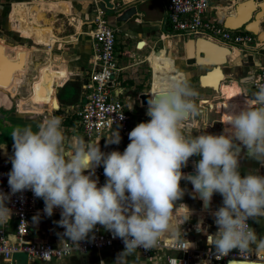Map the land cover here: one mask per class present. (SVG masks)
<instances>
[{
  "label": "clouds",
  "instance_id": "obj_1",
  "mask_svg": "<svg viewBox=\"0 0 264 264\" xmlns=\"http://www.w3.org/2000/svg\"><path fill=\"white\" fill-rule=\"evenodd\" d=\"M198 96L186 75L163 77L149 94L150 120L131 130L123 152H103L99 143L84 138L69 143L58 116L43 120L36 131L31 126L15 127L12 168L7 173L11 192L0 191V223L11 219L7 206L11 196L30 190L43 199L47 217L60 209L61 218L54 223L64 229L58 235L66 253L73 246L79 248L97 225L124 244L114 264H129L128 258L138 249L157 247L165 233L187 251L193 243L182 225L193 211L184 203L177 205L188 191L181 187L183 180L192 185V198L201 199L205 210L215 194L222 197L221 206L209 212L217 231L210 234L203 220L195 225L218 257L234 249L243 255L253 246L264 248V237H258L248 223L264 218V175H242L240 170L242 153L264 163V84L258 83L242 104L228 107L221 133L185 136L180 125L198 114ZM107 137L109 145L121 142L118 129ZM193 156L200 157L194 162L195 174L183 172ZM100 166L106 177L102 186L93 179ZM182 210L186 215H180ZM39 219L37 213L33 221Z\"/></svg>",
  "mask_w": 264,
  "mask_h": 264
},
{
  "label": "crops",
  "instance_id": "obj_2",
  "mask_svg": "<svg viewBox=\"0 0 264 264\" xmlns=\"http://www.w3.org/2000/svg\"><path fill=\"white\" fill-rule=\"evenodd\" d=\"M116 1L99 0L96 5L94 0H0V81L5 79V84L0 83V167L11 164L9 157L14 151L11 132L15 127L31 126L36 131L43 120L52 116L61 118L69 143L84 138L99 143L106 153L123 152L127 147L122 137L118 145L107 144V136L112 135L114 129L86 135L75 118V109L85 100L84 86L92 67V39L88 31L96 6L105 12L104 17L116 33L123 34L125 43L133 41L132 59L124 63L117 60L121 70L115 74L111 87L112 96L124 103L129 115H138L135 121L131 118L133 123L150 120L146 115L147 106L141 105L138 99L139 92L156 91L161 79L170 75H186L199 93L198 114L181 123V128L197 124L199 116L211 106L219 112L216 104L221 101L216 100L220 97L224 103L236 105L242 104L248 96L247 88L251 90L258 70L264 66V0H209L205 16L216 19L227 29L249 33L253 40L247 48L212 42L193 34L172 33L161 0H139L137 12L127 22H115L117 15L110 12L116 8ZM116 33L114 48L119 59L123 52L118 49ZM219 58H223L220 73L211 71ZM204 74L207 76L202 77L201 84L200 76ZM215 82L217 86L213 88ZM226 119L227 115L223 120ZM196 157L190 158L183 172L194 171ZM246 159H242L244 165ZM244 165H240L242 175L248 172ZM97 169L102 175L95 171L93 178L105 182L103 166ZM181 187L188 191L177 205L184 203L193 211L191 219L182 225V231L193 243L191 249L205 250L211 245L195 225L203 220L210 234L217 231V226L209 213L199 215L203 202L192 198V185L182 180ZM221 204V195L215 194L208 210ZM180 215L186 212L182 210ZM60 218L59 213L48 219L40 218L38 222L31 220L29 237L60 241L58 233L64 229L54 223ZM250 220L258 237H264V218L260 222ZM122 251L118 247L105 248L89 251L87 255V252L72 254L46 264H114ZM252 251L264 255V248L253 246ZM180 253L175 249L157 250L150 255L137 252L128 260L129 264H166L168 255Z\"/></svg>",
  "mask_w": 264,
  "mask_h": 264
},
{
  "label": "built area",
  "instance_id": "obj_3",
  "mask_svg": "<svg viewBox=\"0 0 264 264\" xmlns=\"http://www.w3.org/2000/svg\"><path fill=\"white\" fill-rule=\"evenodd\" d=\"M94 1L96 5L99 2V0ZM161 1L164 4L166 21L172 33L193 34L212 42L238 48L249 47L253 40L247 32L227 29L216 19L206 17L209 0ZM95 8L96 14L91 20V27L88 31L92 39V67L88 75V82L84 86L86 89L85 100L75 109L74 113L78 125L86 135H99L106 130L118 129L120 136L129 144L128 134L138 124L133 123L124 103L111 97L114 76L121 70L114 48L116 29L104 17L105 12L98 6ZM258 83L264 84V66L258 70L252 88L255 89ZM11 168V164L0 167V191L4 193L11 192L7 176ZM96 171L98 175H102L101 170L96 169ZM7 206L12 209V215L11 219L0 223V261L2 264H46L72 254H84L111 247L124 249L120 238H113L112 234L106 231L102 225H97L93 233L89 234V238L80 242L79 248L73 246V250L66 253L63 251L64 242L61 240L58 242L34 240L29 237L30 222L33 217L40 213L41 219L48 218L43 214L45 206L43 199L35 197L32 191L25 190L23 193L12 195ZM59 213L60 209L54 211V214ZM248 223L252 227L251 220ZM162 249H175L181 252L179 255H168L166 264H197V262L200 264H225L226 260L235 259L264 261V255H258L253 251L241 255L238 249L232 250L224 257H218L219 254L212 246L201 251L191 248L184 251L180 250L176 241L167 243L161 238L157 247L150 250L140 248L137 252L150 255Z\"/></svg>",
  "mask_w": 264,
  "mask_h": 264
},
{
  "label": "rangeland",
  "instance_id": "obj_4",
  "mask_svg": "<svg viewBox=\"0 0 264 264\" xmlns=\"http://www.w3.org/2000/svg\"><path fill=\"white\" fill-rule=\"evenodd\" d=\"M116 37H117L116 43H117L118 49L123 52V55L120 56L119 59L117 58V60H120V63H122V62L124 63V62H127V61L131 60L132 59V51H133V41H130L129 43H125L126 39L123 36V34H121V33H116ZM137 43L135 44L136 47H137ZM116 57H117V54H116ZM247 89H246L247 90L246 94L250 97L255 89L251 88L252 91L249 88H247ZM111 97L115 98L113 96H111ZM222 100H223L222 97H220V98H218L216 100V101H221V102H218L216 104L217 111H219V112H215L214 109L216 107L213 108L211 106L210 108H207V109H210V110L209 111L206 110V113L201 114L199 116V119H198L199 121L197 122V124L191 126V128H188V129L180 127L182 133L185 136H195V135H198V134H201V133H204V132H208V133H212V134L221 133L224 130V127H225V125L221 121H223V119L226 118L227 111L229 110L228 107L229 106H235V105L226 104ZM45 107L47 108L48 106L45 105ZM46 111L47 110L44 109V112H46ZM130 117L133 118V120L135 121V118H138V115L131 114ZM141 122L142 121H139V122H136V123L139 124ZM244 158H247V157H245L244 154L242 153L241 160H240V165H244L243 161H242V159H244ZM199 159H200V157L197 156L196 157V161H198ZM188 166L189 165H187V167ZM244 166L248 168V172L247 173L250 172V173H253V174L264 175V163H259L256 160L247 158L246 159V164ZM187 167H185V168H187ZM183 171H185V169H183ZM93 179H98V178H93ZM100 183H99V185L102 186V184H104L105 182H101L100 181ZM199 207H200V205H199ZM209 212H210V210H205L204 205H203L202 209H200L199 215H205L206 213H209ZM162 237L168 243H170V242L175 240L172 236H166L164 234H163ZM88 253L89 252H87L85 255H87ZM141 255H143V254H141ZM63 258H61V259H63ZM61 259H57L55 262H57V261H59Z\"/></svg>",
  "mask_w": 264,
  "mask_h": 264
},
{
  "label": "water",
  "instance_id": "obj_5",
  "mask_svg": "<svg viewBox=\"0 0 264 264\" xmlns=\"http://www.w3.org/2000/svg\"><path fill=\"white\" fill-rule=\"evenodd\" d=\"M138 3H139V0H129L126 2L124 0H117L116 1V8L110 12V13H112V15H117L115 17V22H127L131 18V16L137 12V4ZM139 44H141V43H139ZM222 60H223V58H219V59L215 60L216 61L215 66L212 68L211 71L217 70L219 72L220 71L219 65L222 62ZM200 61H208V60L207 59H200ZM10 68H12V67H10ZM205 76H207V74L200 76V83L201 84H202V77H205ZM0 83L5 84V79L0 81ZM212 87L214 88L215 85ZM149 94H151V91L148 89H143L139 92L138 99L140 100L141 105L147 106ZM190 173L195 174L194 171H190ZM203 205H204V203H203ZM225 264H264V261L258 260V259H253V260L235 259V260H226Z\"/></svg>",
  "mask_w": 264,
  "mask_h": 264
},
{
  "label": "bare ground",
  "instance_id": "obj_6",
  "mask_svg": "<svg viewBox=\"0 0 264 264\" xmlns=\"http://www.w3.org/2000/svg\"><path fill=\"white\" fill-rule=\"evenodd\" d=\"M202 83H203V80H202ZM204 85V84H203ZM215 85V87L217 86V83L215 82V83H213V86ZM195 199H197L198 201H200V203H202L201 201V199H199V198H195ZM172 242H174V241H172ZM168 243V242H167ZM171 243V242H170Z\"/></svg>",
  "mask_w": 264,
  "mask_h": 264
},
{
  "label": "trees",
  "instance_id": "obj_7",
  "mask_svg": "<svg viewBox=\"0 0 264 264\" xmlns=\"http://www.w3.org/2000/svg\"><path fill=\"white\" fill-rule=\"evenodd\" d=\"M76 118V117H75ZM72 120V119H71ZM72 121H70V123H71Z\"/></svg>",
  "mask_w": 264,
  "mask_h": 264
}]
</instances>
